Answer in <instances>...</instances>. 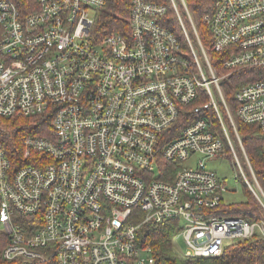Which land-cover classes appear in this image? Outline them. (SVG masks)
Returning a JSON list of instances; mask_svg holds the SVG:
<instances>
[{
  "label": "built area",
  "instance_id": "obj_1",
  "mask_svg": "<svg viewBox=\"0 0 264 264\" xmlns=\"http://www.w3.org/2000/svg\"><path fill=\"white\" fill-rule=\"evenodd\" d=\"M106 1L0 0V115L55 110L53 136L24 138L32 163L13 168L0 143V229L9 236L3 259L156 264L139 240L147 223L178 224L172 241L182 259L217 257L264 238V218L228 214L227 184L209 167L227 158L264 213V186L223 87L236 71L255 70L235 92L237 115L264 132V0H215L204 23L218 66L186 0L199 51L175 0L188 52L161 23L167 7L148 0H131L128 35L96 34ZM180 120L186 125L176 135ZM16 212L30 219L17 221Z\"/></svg>",
  "mask_w": 264,
  "mask_h": 264
},
{
  "label": "trees",
  "instance_id": "obj_2",
  "mask_svg": "<svg viewBox=\"0 0 264 264\" xmlns=\"http://www.w3.org/2000/svg\"><path fill=\"white\" fill-rule=\"evenodd\" d=\"M18 1L15 0L17 3ZM148 1L167 7V13L161 23L176 35L183 49L188 52V40L172 4V0ZM175 2L182 15L188 34L199 51L198 41L185 7L181 0H175ZM214 3L215 0H186L200 39L210 54L213 65L218 66L220 54L214 51L211 30L204 23V17L211 12ZM130 11L131 0H107L97 15L94 32L99 34L103 29H108L110 32H121L124 35H128L130 32ZM4 35L5 31L0 25V41ZM253 72L255 70H238L223 82V87L227 102L233 109L237 129L248 158L258 180L264 186V132L259 125L245 123L239 118L235 101L236 90L251 81L250 74ZM54 111L53 108L42 115L36 116L15 115L8 118L0 115V143L3 145L8 157L13 163V168H19L32 163V158H25L24 156L25 148L23 141L25 137L30 135L38 137L53 136ZM183 121L186 120L183 118ZM179 122L180 124L176 127V135L186 125L181 123V120ZM226 123L233 144L240 152L234 130L228 120ZM215 129H217L220 135L223 134L222 126L219 122H215ZM245 189L247 201L228 205V214L241 215L243 212V216L251 221L256 220V217L264 218L263 210L255 196L247 186ZM14 217L17 221L24 220L23 222L30 219L17 212L14 213ZM178 230V224L175 222H167L164 224L147 223L141 227L139 240L142 245L152 248L156 264H264V238H252L233 244L217 257L182 259L178 256L172 241ZM8 241L9 236L0 229V264H55L54 259L42 263L6 261L3 259L2 254Z\"/></svg>",
  "mask_w": 264,
  "mask_h": 264
},
{
  "label": "rangeland",
  "instance_id": "obj_3",
  "mask_svg": "<svg viewBox=\"0 0 264 264\" xmlns=\"http://www.w3.org/2000/svg\"><path fill=\"white\" fill-rule=\"evenodd\" d=\"M238 153L240 155V159H241L240 161L242 163L245 173L247 174L249 179H252L251 170L246 160L244 159V156L241 150L240 152L238 150ZM191 162L190 161L185 162L183 165L188 166L189 164H191ZM209 167L213 169L215 172H217L219 176L225 180L227 184V192L225 193V201L228 205L232 203H243L247 201V195H246V189H245L246 186L241 180H238V178H236V174L238 172L235 171V169L233 168V166L231 165L230 161L227 158H222L219 160L211 161L209 163ZM177 243L179 247H181L182 249L184 248L183 239L178 240Z\"/></svg>",
  "mask_w": 264,
  "mask_h": 264
}]
</instances>
